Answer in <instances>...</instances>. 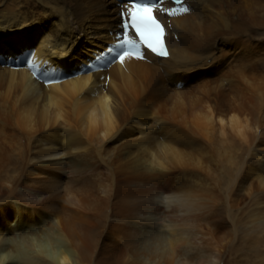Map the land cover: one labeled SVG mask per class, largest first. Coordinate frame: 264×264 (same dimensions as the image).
I'll list each match as a JSON object with an SVG mask.
<instances>
[{"label": "bare ground", "instance_id": "obj_1", "mask_svg": "<svg viewBox=\"0 0 264 264\" xmlns=\"http://www.w3.org/2000/svg\"><path fill=\"white\" fill-rule=\"evenodd\" d=\"M127 6L0 0V264H231L264 227L233 210L264 196V0H185L168 57L111 63Z\"/></svg>", "mask_w": 264, "mask_h": 264}, {"label": "snow or ice", "instance_id": "obj_2", "mask_svg": "<svg viewBox=\"0 0 264 264\" xmlns=\"http://www.w3.org/2000/svg\"><path fill=\"white\" fill-rule=\"evenodd\" d=\"M173 3L177 5L176 8H164L159 3L146 0H133L123 12L122 35L118 43L114 48L108 49V54L112 55L111 63L124 64L126 59L132 57L144 60L148 53L157 57H167L166 26L158 19V14L164 12L169 16H176L180 12L189 11L188 7L183 6V0H173ZM100 58H103V54ZM27 66L33 75H36L38 69L34 63H28ZM56 82L58 81L55 79L47 81Z\"/></svg>", "mask_w": 264, "mask_h": 264}, {"label": "rangeland", "instance_id": "obj_3", "mask_svg": "<svg viewBox=\"0 0 264 264\" xmlns=\"http://www.w3.org/2000/svg\"><path fill=\"white\" fill-rule=\"evenodd\" d=\"M9 2V0H8ZM24 31V30H23ZM11 38V37H9ZM22 55V54H21ZM20 56V55H18ZM17 56V57H18ZM16 57H0V62H2L3 65H5L8 61L11 59H15ZM15 164V156L12 158V162L10 167H14ZM236 205L233 207L234 212L236 213V223L238 227V234H243L242 230L245 225L246 220H254L260 214L264 213V196H262L259 199L251 200V201H245L242 194H239L236 197ZM234 203V202H233ZM237 208L239 210H237ZM221 210L224 211V207L221 206ZM245 211V212H244ZM246 240L247 245L249 246V250L244 252L243 251V245L244 243H238L235 245L234 248V254L229 255L227 252L225 256V260L234 258L235 261H231V264H252V260L255 259V257L260 254L262 250H264V227L255 229L248 238H244ZM239 240H242V238H239ZM250 247L252 249H250ZM245 254H248V259L245 257ZM264 255V253L262 254ZM228 264V263H227Z\"/></svg>", "mask_w": 264, "mask_h": 264}]
</instances>
